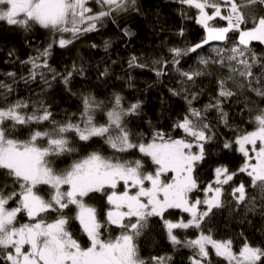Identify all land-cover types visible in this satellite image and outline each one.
I'll return each mask as SVG.
<instances>
[{
	"label": "snow or ice",
	"instance_id": "6c2138e0",
	"mask_svg": "<svg viewBox=\"0 0 264 264\" xmlns=\"http://www.w3.org/2000/svg\"><path fill=\"white\" fill-rule=\"evenodd\" d=\"M95 3L99 10L94 12L90 0H0V22L25 32L38 26L52 33L45 48L22 62L30 65L28 76L21 77L25 83L37 78L49 83L47 72L52 73V79L61 75L68 88L73 74H83L84 69L73 64L71 70L58 74L48 62L53 46L65 48L81 35L97 31L105 18L115 22L114 14L129 11L136 0H95ZM180 3L196 10V23L206 34L199 43L170 48V59L160 58L152 64L158 78L170 70L181 77V88L169 89L173 96H183L187 103L186 113L173 125L181 136L156 130L148 142L134 138L126 117L138 115L142 102L125 107L119 94L107 106L91 93L82 94L78 117L64 122L56 121L43 102L34 105L30 112L25 111L29 104L24 100L0 107V171L11 179L10 191L7 183L0 185V264H170V256L149 259L141 256L139 238L152 217L162 221L173 246L192 250L191 264H212L210 249L226 264H264V242L253 244L244 237L239 250L234 251L231 238H218L211 228H202L213 209L224 207V186L240 173L249 177V185L240 182L231 186L236 204H244L248 211L255 210L256 196L250 198L248 194L251 188L264 208V108H259L250 120L254 130L236 129L233 139L223 143L224 149L242 155L243 163L237 169L218 165L214 180L203 188L195 174L206 158L205 145L215 137L208 113L215 110L220 122L231 127L224 103L238 95L234 88L251 91L264 99V55L253 48V42L264 45V0H240V3L180 0ZM124 31L125 35H131ZM64 33L71 35L65 38ZM230 33L235 34L234 43L213 48L216 59L200 56L202 67L188 70L180 67L183 57L210 42L229 40ZM56 34H60L58 39ZM110 47L111 43L105 41V51ZM128 63L130 68L148 67L135 56ZM210 64L226 69L228 75L217 79L216 95L210 96L208 103L195 107L194 102L204 90L193 89L201 77L210 75L207 71ZM107 74V70L102 73ZM7 75L15 82L16 73ZM228 81L233 82L234 88L227 86ZM0 89L5 93L13 91L12 85L4 82H0ZM98 113H104L107 119L100 122ZM45 122L50 126L46 130L31 127ZM21 127L28 129L26 139L16 135ZM94 138L103 140L116 153L138 151L150 159L154 170L146 169L142 159L107 156L101 151L75 159L67 168L54 166L53 157L77 153L84 145L90 147L88 142ZM78 142L84 145L78 147ZM42 186H47L48 191ZM194 192H203L204 198L193 197ZM97 193L106 197L108 205L102 215L86 200L94 199L92 194ZM13 201L15 204L10 207ZM71 206L74 215L65 211ZM174 210L187 213L189 218H169ZM22 213L27 222L18 220ZM49 214H55L54 218L49 219ZM72 220L78 222L87 237V246L69 228ZM113 227L119 229L118 235L111 234ZM188 229L198 230V235L193 239L181 238L177 230Z\"/></svg>",
	"mask_w": 264,
	"mask_h": 264
},
{
	"label": "trees",
	"instance_id": "16d2710c",
	"mask_svg": "<svg viewBox=\"0 0 264 264\" xmlns=\"http://www.w3.org/2000/svg\"><path fill=\"white\" fill-rule=\"evenodd\" d=\"M240 3V0H237ZM93 11H98L99 6L95 0H90ZM195 9L180 3V0H136L133 8L129 11L114 14L115 22L112 18H105L103 26L98 25V30L81 35L72 44L65 48L54 45L52 55L48 62L58 74H64L71 70L75 64L77 68L83 67V74L74 73L68 88L62 82L61 75L52 79V73H47L49 83L37 78L36 81L25 83L21 77H27L30 65L22 63L37 54V50L45 48L52 39V33L41 29L38 26L31 32L9 26L5 22H0V82L11 84L13 91L5 93L0 89V107H6L17 100L28 102L31 111L33 106L43 102L49 106L50 111L56 121L64 122L76 120L81 110V96L93 94L98 100L108 102L115 94L121 95L125 107L137 101L142 102V108L138 115L126 117L127 127L134 138L142 142L151 140L156 130L170 133L174 137L182 135L180 130H174V122L184 115L187 110V103L183 96H173L169 89L181 88V77L175 71L170 70L166 76L157 77L153 71L152 61L167 58L170 59L169 49L173 47L186 48L199 43L205 36L204 29L196 23ZM221 25L224 21L219 22ZM128 30L131 35H125L124 30ZM183 31V35H180ZM70 33H64L65 38L70 37ZM60 34H56L58 39ZM227 41H213L198 49L196 53H191L183 57L180 67L185 70L202 67L199 65L200 56L216 59L217 55L213 51L215 47H229L234 43L235 34H229ZM109 41L111 47L105 51L104 42ZM95 44L96 47H92ZM253 48L261 55H264V45L253 42ZM12 52L13 55H9ZM227 55V53H225ZM138 58V62L148 64L146 68L129 67V60ZM171 68V66H170ZM107 70V75H102ZM46 71V70H45ZM207 71L210 75L201 77L197 81V88H202L203 94L194 102L195 107H202L209 102L210 96H215L217 91V79L228 75L226 69H221L218 65L210 64ZM255 71H258L255 70ZM16 73L15 82L7 73ZM227 86L234 88L233 82L228 81ZM69 88L71 90H69ZM238 92L237 96L225 101L224 109L228 112L229 125L226 127L219 120V114L212 110L208 113V121L215 133L214 139L205 145L206 158L196 168V175L199 178L201 188L214 180V169L218 165L225 164L230 170L237 169L243 163V157L235 150L223 148L225 141H231L236 134V129L245 131L254 130V125L250 123L252 117L259 108H264V99L257 97L253 92L244 90ZM75 114V115H73ZM98 120L104 122L107 117L104 113H98ZM34 130H46L47 122L40 125H32ZM18 138L26 139L28 129L21 127L16 133ZM91 146L78 142L81 150L74 154H65L53 157L54 166L63 169L67 168L75 159L82 158L92 151H101L107 156L124 155L129 159H142L145 168L154 170L150 159L143 157V154L136 150L127 154L116 153L103 140L94 138L88 142ZM235 148V146H233ZM170 175V174H169ZM243 182L246 187L249 185V177L240 173L229 185H225L224 197L225 205L220 209H213L210 218L206 219L203 227L211 228L213 234L222 239L231 238L233 240L234 251H238L247 237L253 244L264 242V208L262 201L255 190L248 188L251 198L256 196L255 210L248 211L244 204L237 205L235 198L231 195V186ZM7 183L8 191L11 190V179L4 176L0 171V185ZM44 191H48L47 186H42ZM120 189L118 188L117 191ZM95 198L88 199V203L95 205L102 215L107 209L106 197L103 194H92ZM193 197L204 198L203 192H194ZM15 202L10 203V207ZM70 215H74V206L70 210H65ZM55 214H49V219ZM167 215V214H166ZM183 217L188 219V214L174 210L169 218L177 219ZM21 222H27L23 213L18 217ZM69 228L83 246L89 243L87 237L82 233L77 221H70ZM181 238L193 239L198 235V230L188 229L186 231L177 230ZM243 233V236H241ZM113 236L119 234V229L112 228ZM141 256L149 259L153 256H170V264H191L190 257L193 255L191 249L186 247L173 246L167 237L166 229L162 221L157 217H152L148 222V227L144 229L139 238ZM212 264H226L222 258L216 257L214 251L210 249Z\"/></svg>",
	"mask_w": 264,
	"mask_h": 264
},
{
	"label": "rangeland",
	"instance_id": "374dc122",
	"mask_svg": "<svg viewBox=\"0 0 264 264\" xmlns=\"http://www.w3.org/2000/svg\"><path fill=\"white\" fill-rule=\"evenodd\" d=\"M195 151V149H193ZM171 175V174H170Z\"/></svg>",
	"mask_w": 264,
	"mask_h": 264
}]
</instances>
